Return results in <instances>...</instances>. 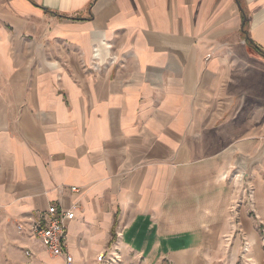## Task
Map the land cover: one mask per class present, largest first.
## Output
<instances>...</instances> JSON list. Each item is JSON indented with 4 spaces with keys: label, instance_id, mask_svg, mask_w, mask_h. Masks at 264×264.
I'll use <instances>...</instances> for the list:
<instances>
[{
    "label": "crops",
    "instance_id": "1",
    "mask_svg": "<svg viewBox=\"0 0 264 264\" xmlns=\"http://www.w3.org/2000/svg\"><path fill=\"white\" fill-rule=\"evenodd\" d=\"M257 50L264 0H0V264H67L26 220L74 203L70 264L231 258L239 177L264 225Z\"/></svg>",
    "mask_w": 264,
    "mask_h": 264
},
{
    "label": "built area",
    "instance_id": "2",
    "mask_svg": "<svg viewBox=\"0 0 264 264\" xmlns=\"http://www.w3.org/2000/svg\"><path fill=\"white\" fill-rule=\"evenodd\" d=\"M70 191H77L76 186H71ZM77 204H72L69 208L58 209L55 205H49L46 213L41 219H29L28 236L37 241L41 248L51 256L63 257L67 264L72 262V257L66 250L67 222L73 218L74 210ZM24 220L16 223L18 232L24 229ZM118 257L107 255L106 252L99 253L96 258V264H114Z\"/></svg>",
    "mask_w": 264,
    "mask_h": 264
},
{
    "label": "rangeland",
    "instance_id": "3",
    "mask_svg": "<svg viewBox=\"0 0 264 264\" xmlns=\"http://www.w3.org/2000/svg\"><path fill=\"white\" fill-rule=\"evenodd\" d=\"M242 181V177L238 179L237 189L241 191L238 199L239 205L244 203L247 206L246 210H242V219H246L248 224L242 226L237 222V226L231 227L230 231L226 235H237V242L235 243V252L231 258H225L220 261L219 264H264V225L258 222L256 215L259 213L255 209V202L257 201L254 194L255 187H247V191H243L239 183ZM264 192V191H263ZM259 204L264 206V193L258 198ZM258 202V201H257ZM239 207H237V216L240 213ZM232 237V236H231ZM233 247L234 245L228 244Z\"/></svg>",
    "mask_w": 264,
    "mask_h": 264
},
{
    "label": "trees",
    "instance_id": "4",
    "mask_svg": "<svg viewBox=\"0 0 264 264\" xmlns=\"http://www.w3.org/2000/svg\"><path fill=\"white\" fill-rule=\"evenodd\" d=\"M257 51L264 58V52H261L260 50H257Z\"/></svg>",
    "mask_w": 264,
    "mask_h": 264
}]
</instances>
